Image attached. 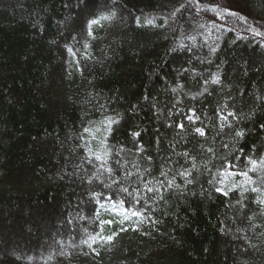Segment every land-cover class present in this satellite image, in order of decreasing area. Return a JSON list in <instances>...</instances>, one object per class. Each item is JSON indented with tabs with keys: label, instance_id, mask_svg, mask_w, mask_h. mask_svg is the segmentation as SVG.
<instances>
[{
	"label": "trees",
	"instance_id": "obj_1",
	"mask_svg": "<svg viewBox=\"0 0 264 264\" xmlns=\"http://www.w3.org/2000/svg\"><path fill=\"white\" fill-rule=\"evenodd\" d=\"M262 157L264 0H0V264H264Z\"/></svg>",
	"mask_w": 264,
	"mask_h": 264
},
{
	"label": "snow or ice",
	"instance_id": "obj_2",
	"mask_svg": "<svg viewBox=\"0 0 264 264\" xmlns=\"http://www.w3.org/2000/svg\"><path fill=\"white\" fill-rule=\"evenodd\" d=\"M114 15H115V13H112L110 16H102L101 19H111ZM96 23H98V21L95 20V19L89 21V25H90V26H91L92 24H96ZM148 23L151 24L152 21L149 20ZM89 35H91V32L89 33ZM86 47H87V45H86ZM219 80H220L219 75H215V76L213 77V79H212V83H213V84L218 83ZM173 91H175V89H173ZM228 115L231 116L232 113L229 112ZM188 119H189V120H192V117L190 116V117H188ZM193 122H194V121H193ZM111 123H114V121H109V125H110ZM177 127L183 129V128H184V125H183V124H179V125H177ZM85 131H88V129H85ZM195 131H196L197 133H199L201 136H204V135H205V132H204V130H203L202 128H196ZM134 135H138V133H134ZM236 135L239 136V135H242V133L237 132ZM89 151L91 152L92 150L89 149ZM209 151H211V149H209ZM184 155L187 156V155H189V154H188V153H184ZM95 158H96L97 160H100V159H101V156H100V155H96ZM149 159H150V158H149ZM257 163H258V161H256V160H252V161H251V164L253 165V168L250 169V171H254V170H255ZM259 164H260L261 167H264V157H262V158L260 159ZM193 167H195V165H193ZM178 174H179L181 177L186 178V183H188V184L193 183V180H192V179H187L188 177H191V176H192V173H191L188 169H185L183 172H180V173H178ZM242 174L247 178V181H248L249 183H252L251 177H248L247 173H242ZM127 175H128V176H131L132 173H127ZM161 175H162V176H166L167 173L161 172ZM167 184H168V187L171 188V187H172V184H173V181L169 180V181H167ZM251 190H252L253 192L258 191V189L255 188V187H253ZM123 191L127 192L128 189H127V188H124ZM147 191H148L149 193H152V192H153V188L148 187ZM217 191H221V190H220V189H217ZM161 199H163V197H161ZM258 203L261 204V205H264V199H259V200H258ZM107 223H111V222L108 221ZM107 240H108L109 242H111V241L113 240V237H112V236H109V237H107Z\"/></svg>",
	"mask_w": 264,
	"mask_h": 264
},
{
	"label": "rangeland",
	"instance_id": "obj_3",
	"mask_svg": "<svg viewBox=\"0 0 264 264\" xmlns=\"http://www.w3.org/2000/svg\"><path fill=\"white\" fill-rule=\"evenodd\" d=\"M134 228L135 229H140V227H139V225L137 223H135Z\"/></svg>",
	"mask_w": 264,
	"mask_h": 264
}]
</instances>
